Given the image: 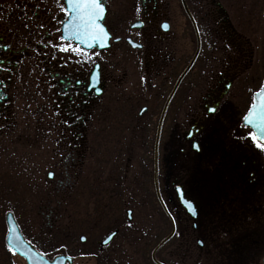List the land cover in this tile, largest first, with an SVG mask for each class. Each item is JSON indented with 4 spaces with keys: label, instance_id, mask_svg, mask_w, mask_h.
Returning <instances> with one entry per match:
<instances>
[{
    "label": "flooded vegetation",
    "instance_id": "af4514ba",
    "mask_svg": "<svg viewBox=\"0 0 264 264\" xmlns=\"http://www.w3.org/2000/svg\"><path fill=\"white\" fill-rule=\"evenodd\" d=\"M251 2L102 0L104 13L99 23L109 39L107 46L89 47L66 36V25L74 15L68 0H0V164H7L5 172L15 168L23 180H29L45 171L46 159L39 157L31 164L34 157L29 156L30 144L39 142L54 152L48 159L52 166L46 171L48 184L45 190L36 189L48 195L84 193L94 200L110 192L118 199L128 190L139 194L149 163L154 193L156 181L161 196H172L179 185L187 197L181 185L185 178L169 166L174 152L183 156L182 174L196 158L206 163V182L221 176L226 167L234 179L237 168L243 169L251 182L253 171L243 166L251 164L252 168L254 160L264 164V151L253 141H238L237 130L232 133L237 123L238 128H247L242 123L245 113L240 122L226 100L239 74L253 63L251 42L236 25L238 20L259 15V3ZM247 4L253 11L243 9ZM195 29L198 53L180 79L197 50ZM223 40L232 44L222 49ZM61 47L79 48L83 55L60 51ZM192 74L201 87L202 106L191 113ZM226 121L231 141L217 148L214 141L219 130L212 125ZM34 139L38 140L31 141ZM98 153L101 158L95 157ZM14 154H18L16 158ZM219 182L215 183V202L224 208L235 194L233 189L222 191ZM5 192H1L0 205L11 206L13 187L7 186ZM220 196L224 198L219 200ZM165 205L172 214L168 200ZM127 210L128 221L105 224L99 238L93 237L99 224H71L81 233V243L72 249L52 251L57 248V238L67 244L76 236L78 231L74 234L67 229L70 226L62 230L56 226L45 230L46 224L17 226L23 238L48 259L70 256L71 262L66 264H171L159 258L158 252L154 261L151 251L145 263L140 253L129 259L132 254L123 252L122 235L130 233L134 223L132 210ZM223 216L224 223L215 222L216 238L225 240L226 249L231 246L228 251L243 229H264V211L257 224L252 216H247L248 224H234L236 217L231 212ZM7 233V224H0V264L22 259L7 246Z\"/></svg>",
    "mask_w": 264,
    "mask_h": 264
},
{
    "label": "rangeland",
    "instance_id": "374dc122",
    "mask_svg": "<svg viewBox=\"0 0 264 264\" xmlns=\"http://www.w3.org/2000/svg\"><path fill=\"white\" fill-rule=\"evenodd\" d=\"M252 2L259 3V15L250 20H238L236 21V25L238 28H242L243 33L251 42L254 52L253 63L247 70L239 74L237 81L226 96V100H230L227 104H232L229 106V109L237 113V118L240 122L241 117L252 102V93L258 90L264 83V5H262L264 0H252ZM250 7L251 5L247 4L243 9L251 12L253 10ZM227 42L224 40L221 42L222 49H224L223 46L232 44L229 41ZM189 88L190 110L192 113L193 110L200 109L202 106V100L199 96V89L201 87L193 77V74L190 76ZM226 124L227 121L225 124L218 122L212 125V127L215 125V128L219 130L214 141V145L217 148L222 147V143L226 145L231 141V135L229 136V133L226 134V131L229 130ZM239 126L240 123H237L233 126L235 128L231 129L232 133L237 130L238 141L239 139H243L244 141L242 140V142L245 143L252 141L247 136V133L250 131L247 128H238ZM35 140L38 139L31 141ZM176 152L180 154L178 149ZM255 152L259 156L256 150ZM53 153L51 148L43 147L39 142L30 144L29 156L34 157V161H31V164L38 161L37 158L43 157L46 159V165L45 168L43 167L45 171H38V174L31 176L29 180H23L21 172H17L15 168L7 174L5 172L7 164H0V170L2 171L0 188H3L0 190V196L3 194L1 193L2 191L4 194L6 193L7 186L10 189L13 187L14 190L13 196H11L12 200L10 199L12 205H0V224H4V209L12 207L20 224H46L45 230H50L55 226L57 230H62L70 226L67 229L74 230V234L78 230L71 227V224H99L98 228L100 229L95 230L93 233L94 238H99L106 230L105 224L127 222L125 210L130 208L132 210V222L134 223L130 225L131 232L127 234V231H125V235H122V240H124L122 249L124 253L132 254L129 259L134 258V256L138 257L139 255L136 254L140 253V258L145 263L148 260L152 247L170 231V223L155 197L150 164L148 163L147 165L148 175L141 183L142 190L139 194H134L128 190L118 199L115 195H111L112 192H110L109 197L102 194L99 197L96 196L94 200L84 193L82 195L75 194L74 197H71V194L68 195V193L59 196L48 195L46 192L41 193L36 189L43 188L45 190V185L48 184L45 183L46 171L49 167H52L48 165V159L52 157ZM17 155L14 154V158ZM95 157L101 158L102 154L98 153ZM172 157V164L169 166L173 167L176 174L183 175L185 178L181 185L186 189L187 197L195 203L197 217L192 219L181 206H176L179 203L175 192L172 193V196L170 194L162 196L164 201L167 202L168 200V203L173 207L172 214L176 220V233L173 239L160 249L157 254L158 257L171 264H263L264 229L254 228L253 231L249 232L243 229L235 237L232 250L228 251L231 246L226 249L224 247L225 240L223 238H216L219 230L215 225V222L217 224L220 221L224 223L223 213L230 214V212L236 217L234 224H248L247 216L248 218L252 216L253 224H257V220L261 218L264 211L263 162L254 160L252 168H250L251 164L243 166L248 168L249 171H253L254 175L250 178L251 182H247L246 171L243 169L237 168L239 174L236 170V179H234L231 176L233 175L231 170L227 167L222 169L221 176L218 175L216 179L212 177L211 180L208 181L207 179L208 182H206V176L204 175L205 162L199 161L196 158L191 159L188 164L189 170L186 173L184 172V175L181 173L183 156L178 157L174 152ZM31 166L34 167V165ZM43 173L44 175H42ZM241 173L245 176L241 177ZM218 179L220 181L219 188L222 191L233 189L232 192L235 194V196L231 197L229 205L226 204L224 208L220 206L219 202H215L214 191L217 188L215 183ZM160 184L163 188L165 187V181L160 182ZM143 189H146V191ZM203 189L207 193H203ZM204 194L206 195L203 196ZM223 198L224 196L218 197L219 200ZM214 203L215 205H213ZM237 211L238 217L240 216L239 218L236 215ZM219 213L220 215H218ZM86 218H89L90 221H87ZM193 224L195 227L192 226ZM134 228H136V231H134ZM80 235V231L77 232L75 237L72 235L67 244L63 238H57L59 240L55 245L57 248L52 251L64 249V247L72 249L81 243L79 241ZM197 241H202L203 243L199 245ZM224 254H230L231 258H228ZM13 264H25V262L15 257Z\"/></svg>",
    "mask_w": 264,
    "mask_h": 264
},
{
    "label": "snow or ice",
    "instance_id": "6c2138e0",
    "mask_svg": "<svg viewBox=\"0 0 264 264\" xmlns=\"http://www.w3.org/2000/svg\"><path fill=\"white\" fill-rule=\"evenodd\" d=\"M68 9L74 14L68 29H66L69 30V37H74L80 43H87L89 47H93L94 44L104 46L103 41L107 39L108 33L99 23L104 13L102 0H68ZM40 26L43 27L42 24ZM165 27L167 26L165 25ZM60 51H72L83 55L79 48L61 47ZM257 96H264V89L257 93ZM243 121L245 125H251L255 129L247 133V136L251 138L257 148L264 151V143L259 142L264 140V103L259 105L254 103L248 114L243 117ZM185 203L192 215H196L191 202L186 201Z\"/></svg>",
    "mask_w": 264,
    "mask_h": 264
},
{
    "label": "water",
    "instance_id": "95a60500",
    "mask_svg": "<svg viewBox=\"0 0 264 264\" xmlns=\"http://www.w3.org/2000/svg\"><path fill=\"white\" fill-rule=\"evenodd\" d=\"M196 36H197V51L195 53V55L193 56V59L191 60L190 64L187 66V68L185 69V71L183 72V74L181 75L180 79L183 77V75L188 71V69L191 67L193 61L196 58V55L198 53V48H199V37H198V33L196 30ZM108 40V37L105 41H103V45H106ZM78 41V40H77ZM79 42V41H78ZM84 44V43H83ZM96 45V44H94ZM179 79V80H180ZM178 85V82L177 84ZM262 89H264V85L253 94V103L251 104V106L255 103L257 105L264 103V96H257V93H259ZM250 106V108H251ZM249 108V110H250ZM248 110V112H249ZM248 114V113H247ZM244 122V121H243ZM245 124V123H244ZM248 127H250L253 131L255 129H253L251 127V125H247ZM261 142H264V140H260ZM156 170V167H155ZM155 186H156V193H157V197L158 200L160 202V204L163 206L164 210L166 211L163 201L161 199V197L159 196L158 193V188H157V184L155 182ZM178 200L180 201V203L183 205V207L186 209L187 213H189L192 217H195V215H192V212L189 211L187 205H186V201L191 202L188 199H185L183 197V193L182 191L178 188ZM191 205L194 207L193 203L191 202ZM195 209V207H194ZM169 218L171 220V224H172V229L171 232L168 234V236H166L152 251V258L155 260V252L156 250L163 244L165 243L167 240H169L174 232H175V224L174 221L172 219V217L169 215ZM5 222L8 225L9 228V233L7 235V239L6 242L7 244L17 253L19 254L21 257H23L26 261L27 264H65L66 260L69 259L70 257L68 256H57L52 260H48L46 259L44 256L40 255L39 253H37L35 251V249L29 244L27 243L24 238L22 237V235L19 232V229L17 227V222L13 216V214L11 212L6 213L5 215ZM263 263H264V257H263Z\"/></svg>",
    "mask_w": 264,
    "mask_h": 264
}]
</instances>
